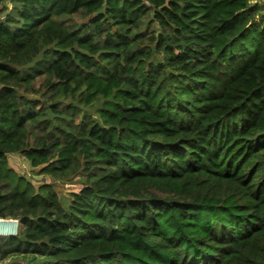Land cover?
<instances>
[{"label":"trees","instance_id":"1","mask_svg":"<svg viewBox=\"0 0 264 264\" xmlns=\"http://www.w3.org/2000/svg\"><path fill=\"white\" fill-rule=\"evenodd\" d=\"M0 217L12 264H264V4L0 0Z\"/></svg>","mask_w":264,"mask_h":264},{"label":"rangeland","instance_id":"2","mask_svg":"<svg viewBox=\"0 0 264 264\" xmlns=\"http://www.w3.org/2000/svg\"><path fill=\"white\" fill-rule=\"evenodd\" d=\"M252 3H263L264 0H251ZM9 165L21 176L32 182L35 187L45 182H54V189L57 193L67 196L70 191H77L80 184L77 178L71 181H59L54 180L52 177L46 174H41L38 169L33 168L29 162L20 154H11L8 158ZM19 227L21 224L19 222ZM20 229V228H19ZM19 232V230H18ZM44 259L42 256L30 255V254H17L0 261V264H12L13 262L25 263V262H37Z\"/></svg>","mask_w":264,"mask_h":264},{"label":"built area","instance_id":"3","mask_svg":"<svg viewBox=\"0 0 264 264\" xmlns=\"http://www.w3.org/2000/svg\"><path fill=\"white\" fill-rule=\"evenodd\" d=\"M0 222L8 224L9 227H0V236L16 235L19 230V221L15 218H1Z\"/></svg>","mask_w":264,"mask_h":264},{"label":"bare ground","instance_id":"4","mask_svg":"<svg viewBox=\"0 0 264 264\" xmlns=\"http://www.w3.org/2000/svg\"><path fill=\"white\" fill-rule=\"evenodd\" d=\"M3 226H5V227H9V225H8V224L1 223V222H0V227H3Z\"/></svg>","mask_w":264,"mask_h":264}]
</instances>
